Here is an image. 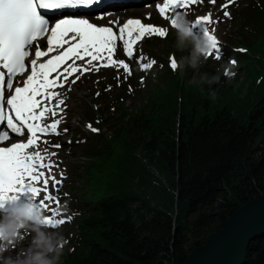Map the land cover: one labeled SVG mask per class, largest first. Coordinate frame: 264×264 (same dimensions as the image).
Instances as JSON below:
<instances>
[{
    "label": "trees",
    "instance_id": "trees-1",
    "mask_svg": "<svg viewBox=\"0 0 264 264\" xmlns=\"http://www.w3.org/2000/svg\"><path fill=\"white\" fill-rule=\"evenodd\" d=\"M258 50L264 56V40ZM246 60L245 83L225 91L175 78L146 115L129 119L134 137L119 141L121 157L89 164L106 174L103 190L86 197L81 241L65 264H182L264 193V75L255 83V58ZM245 264H264V235L249 243Z\"/></svg>",
    "mask_w": 264,
    "mask_h": 264
},
{
    "label": "snow or ice",
    "instance_id": "snow-or-ice-1",
    "mask_svg": "<svg viewBox=\"0 0 264 264\" xmlns=\"http://www.w3.org/2000/svg\"><path fill=\"white\" fill-rule=\"evenodd\" d=\"M111 2L112 0H0V144L6 143L13 135L22 137L27 134L26 142L0 146V207H2V201L15 199L16 194L23 191L30 192L32 197H40L42 193L48 191L47 186L50 182L55 188L56 194L43 195L39 199V206L48 208L45 201L59 203V187L57 186L62 185V180L57 179L51 171L43 180L44 188L36 187L33 183L45 176L44 172L37 173L38 168L51 170L58 167L54 161L48 164L43 163L46 159L57 154L49 153L47 148L42 149L45 155H41L40 151L28 150L37 145L41 136L60 135L58 126L63 122L60 112L63 111L61 106L65 105V100L62 98L64 93L58 89L67 86L70 90L71 85L80 79V75H76L69 81V77L73 73L81 71L76 61H85L87 57L86 63L93 65V61L102 60L103 53L107 52L109 64H119L127 74L125 76L127 79L132 74L129 65L123 60H112L117 39L123 42L128 58L133 59L132 45L141 36L155 34L161 38L166 37V28L145 25L139 19H129L119 28L120 35L117 37L113 28L98 27L90 23L88 19L65 17L56 20L54 25H50V18H46L50 13L62 14L63 10L90 8L93 5H108ZM232 2L234 0H229V3ZM196 3L197 0H163V3H158L156 7L159 14L171 22L172 17L177 13L173 14V9H187L189 5ZM168 12H171L172 15L166 16ZM224 16L230 18V13L224 11ZM103 18L104 14L97 17V19ZM201 23L206 25L204 32L210 33L208 27V24L211 23L210 14L196 19L193 26ZM133 32H137L139 35L133 38ZM44 37H46L47 50L41 51L37 46L36 57H46L53 51L63 50L42 63H38L37 59H31L30 74L23 80V86L13 88L16 78L28 70L30 50ZM212 40L213 49H218V40L214 35H212ZM64 45L68 46L64 47ZM236 51L244 52L246 50L237 49ZM212 54L213 51L210 55ZM169 59L170 67L176 70V60L171 57ZM215 59L219 60V55H215ZM68 60L72 62L66 64ZM140 60L141 69L151 68L156 63L155 60L143 63L147 60V57L144 56H141ZM62 65L65 66L60 70ZM96 70L99 71V67ZM50 76H52L51 79ZM141 83H143V78ZM8 91H11L12 94L6 96ZM54 99L55 104L53 105ZM88 127L93 132L98 131L90 124ZM41 142L43 144L50 143L47 140ZM53 147L58 148L60 145H53ZM60 176L63 177L64 173L61 172ZM10 193H12L11 196ZM57 215L58 213L53 210L52 216L47 219L49 226L55 228L65 223L64 219H56ZM67 219L70 221L72 217L68 216Z\"/></svg>",
    "mask_w": 264,
    "mask_h": 264
},
{
    "label": "rangeland",
    "instance_id": "rangeland-1",
    "mask_svg": "<svg viewBox=\"0 0 264 264\" xmlns=\"http://www.w3.org/2000/svg\"><path fill=\"white\" fill-rule=\"evenodd\" d=\"M224 1L225 0H215L214 4L212 0H204V2L200 0V2L197 4V8H194V11H197V13H204L208 10H211L213 14L216 15V22L210 23L213 35L217 38L218 41H221V43L218 42L219 48H223L225 53H229V57H233V52L235 51L236 46L234 47L232 42H228L226 38L228 36V33H232L234 31V29L232 28H234L235 26H239V24L233 20H230L232 15H236L235 11H233L234 5H232L231 7H227V9L230 10V18H226L224 14L220 12V7L225 5L222 4ZM181 12L185 15L189 14L188 9L182 10ZM142 15H147V13L144 12V14ZM151 18L160 19V17ZM192 19L193 18L191 17L190 20ZM215 19L211 18V21L213 22ZM166 48V46H164L163 48L155 46L149 52V55L145 54V48L140 49V51L138 52L140 57H149V59L147 58L146 61H143L144 63H148L151 60H155L156 63L151 68L141 69V66L137 65L134 60L135 66L129 64L132 68V74L128 76L127 79H125V76L127 74L124 76L122 69L115 68L112 70H100L96 73H88L84 76H80V79L77 80L75 84L71 85L70 90L67 86L65 88L58 89L59 91L64 93V96L62 98L65 100L66 105L65 107H62L63 111L60 112V116L63 117V122L60 125V135L61 139H63V142H65V146L63 145L56 150L49 149L48 152H55L57 154L56 156H52L51 160H53L58 165V167L54 168L53 174L57 179L62 180V185L57 186L59 187V204H64L65 199L69 197V192L72 191L71 184L74 182V176L71 174V171L77 168L76 164L79 163L78 156L91 145V142L95 139L96 136V132L91 131L88 127V125L90 124L88 122L89 119L87 118L89 112L94 109L95 111H98V109H102L103 107H105V109L103 110V118L112 115L114 116V118L110 120L109 124L111 126H119L120 121H118L119 117L117 115V112L122 106H125L132 111H135L137 108H141L144 105L149 106V98H155L153 86L156 83L157 75L164 70V61H166L167 63L168 58L170 56H173V50L175 49L174 47H168L167 52L160 50H164ZM209 58L211 59L209 65L214 67L216 65L215 57L212 55L209 56ZM236 62L237 67L234 69L236 71L235 76L238 78V81L242 80V83L244 82L243 78L245 76V70H243L244 67H240L241 60L236 58ZM201 69L202 67H200L198 70H193L191 68L184 69L182 71V75L186 76L189 80L188 82H186V84L197 81V79L200 77ZM76 75L80 74H73L69 77V81L74 79ZM117 77H119V79H117ZM234 77H232L231 79H227L224 77L223 80H220L227 85L230 84L231 87L234 88L238 85V81H233L235 79ZM142 78L143 83H141ZM100 82L103 83L102 86H99ZM217 88L219 87H216L215 90H217ZM52 104L54 105L55 103L52 102ZM122 121H124V118L121 119V122ZM109 124H105L103 127L108 130L110 128ZM91 127L95 128L94 125H91ZM73 137L74 140H72L68 146L67 141ZM91 138H93L92 141ZM51 140L55 142L53 138ZM137 152L138 151H136L135 154L138 155ZM120 157L121 155L118 153V159ZM61 172L64 173L63 177L60 176ZM105 177L106 174L104 173L103 179H105ZM80 182L82 183L83 181ZM75 186L77 187L76 184ZM51 190L52 193H56L53 186L51 187ZM58 231H60V229ZM60 232L65 238L68 237V233H63L62 231ZM30 238L31 234L25 233L22 241L15 247H13L11 249V252H18L21 248H23V246H28Z\"/></svg>",
    "mask_w": 264,
    "mask_h": 264
},
{
    "label": "clouds",
    "instance_id": "clouds-1",
    "mask_svg": "<svg viewBox=\"0 0 264 264\" xmlns=\"http://www.w3.org/2000/svg\"><path fill=\"white\" fill-rule=\"evenodd\" d=\"M170 23L175 33L173 47L181 53L177 67L198 70L213 51V34L193 32L194 22L182 12H177ZM236 67L237 62L230 58L221 65L219 74H202L199 78L201 90L204 85L210 89L211 85L218 84L221 75L231 79L236 75ZM34 200L35 197H31L27 202L0 211V264H62L68 241L60 231L49 230L44 207L37 206ZM25 233L31 234L28 246L13 255L11 249L22 241Z\"/></svg>",
    "mask_w": 264,
    "mask_h": 264
},
{
    "label": "water",
    "instance_id": "water-1",
    "mask_svg": "<svg viewBox=\"0 0 264 264\" xmlns=\"http://www.w3.org/2000/svg\"><path fill=\"white\" fill-rule=\"evenodd\" d=\"M264 235V193L239 206L207 242L182 264H245L249 243Z\"/></svg>",
    "mask_w": 264,
    "mask_h": 264
}]
</instances>
